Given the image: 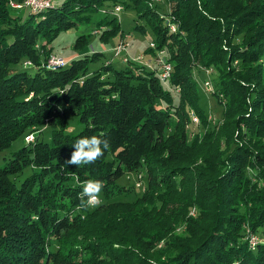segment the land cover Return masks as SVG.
<instances>
[{"label":"trees","instance_id":"obj_1","mask_svg":"<svg viewBox=\"0 0 264 264\" xmlns=\"http://www.w3.org/2000/svg\"><path fill=\"white\" fill-rule=\"evenodd\" d=\"M10 1L0 0V151L23 143L0 166V264H150L165 240L174 250L169 264H264V242L251 248L239 239L244 222L264 230V0H165L167 18L149 0H63L24 19ZM118 4L148 24L158 49H168L177 93L138 62L90 69L101 51L68 58L60 68L41 65L37 38L51 32L54 39ZM106 17L95 23L105 26L103 41L122 31L115 16ZM242 31L243 46L235 41ZM23 59L38 69L30 72ZM233 60L242 62L238 74ZM198 66L218 72L213 95L229 101L225 121L189 142L187 109L206 116L193 75ZM70 112L82 125L75 133L66 129ZM43 127L51 129L48 140L26 141ZM92 136L108 141L103 155L65 164L75 142ZM222 138L229 148L220 152ZM140 169L146 191L133 203L119 199L126 187L116 180ZM87 180L103 182L95 207H81ZM191 200L201 211L198 222L184 218ZM108 213L115 224L97 222ZM180 221L188 227L183 239L174 232Z\"/></svg>","mask_w":264,"mask_h":264},{"label":"rangeland","instance_id":"obj_2","mask_svg":"<svg viewBox=\"0 0 264 264\" xmlns=\"http://www.w3.org/2000/svg\"><path fill=\"white\" fill-rule=\"evenodd\" d=\"M63 0H58L56 4L61 3ZM10 2H14L15 4H19L20 2L16 0H11ZM158 9L159 14L163 13V15L168 16V6L165 0H149V6H152ZM119 9L115 10V7L112 8H100V11L95 12L93 15H91V20L85 21V22H79L73 27L61 31L57 36L54 37V39H51V32H49V36L45 38H37V41L35 44V47L41 51L40 58L42 59V66L46 67V63H48L49 59L53 57H60L63 58L66 63L64 65L68 64V58H79L83 57L82 55L87 54L91 55L94 51H101L104 53V55H100V59H94L91 58V60L88 62V65L90 66V69L96 68L100 66L101 64L104 65H113L115 68H121L125 65L129 64L130 61L138 62V64L152 67L156 69L157 74L159 73V66L158 63L156 64V61L158 59H161L163 62H166L170 64L171 70L172 65L168 61V49L166 47L157 48L156 43L153 41V36H151L150 28L148 27V24H146L142 19L137 17L135 15V12L130 9H124L122 8V5L118 4ZM12 12L14 14L18 13L21 14V17L24 19L28 16V14L32 13L29 8L26 7H13ZM53 8V7H52ZM51 9V8H49ZM34 13V12H33ZM104 15H106V18H109L111 16H115L117 20L119 21V30L120 36L117 35L119 32L113 34V37L107 38L106 41L99 40V34L101 31L105 28V26L97 28L95 26V23L101 19ZM167 18V17H166ZM141 25L144 27L145 32L141 33L140 31L136 30V28H139L138 26ZM140 26V27H141ZM178 27L174 24L171 26L169 25L170 31L176 33ZM49 31V30H48ZM115 32V30L113 31ZM88 35L90 34L88 40L85 41L83 44H78L77 46L74 45L76 38L80 35ZM116 35V36H115ZM247 33L245 31H242L236 35L235 41L238 42L239 45L243 46L246 39H247ZM39 39V40H38ZM117 41V42H116ZM175 43V41H174ZM123 46L122 50H117L118 45ZM114 49H116L118 55L115 54ZM150 49V50H149ZM149 51V52H148ZM128 58L130 60L123 61L124 58ZM140 59V60H137ZM23 67L27 68L30 72H34L36 69H38L36 65L32 64L29 60H22ZM21 61V62H22ZM20 65V66H21ZM254 66V64H253ZM19 65H17L16 68H18ZM61 67V66H60ZM56 67V68H60ZM231 67H234L236 70L235 74L239 73V70L242 67V62L240 60H233ZM55 69V68H53ZM171 70L169 77L162 81L160 78V81L163 83L162 86H164L166 89H169L173 91L174 93H177L178 90H174L172 84H170V76H171ZM194 78L197 81V87L198 92L200 96V103L202 104V107L204 108L203 111H205L206 116H200L198 113H195L192 109H187V115L188 118L185 120L189 142L191 141V137L197 136L198 138L204 139V137H208L210 135V132L214 131L220 124L225 121V118L222 116V110L224 109L225 103L229 101V97L226 95H218L214 96L213 91L216 90V82H217V76L218 72L214 71V69L205 68L202 66H198L197 69L193 70ZM159 77V76H158ZM205 82H208V85L205 86ZM160 105V103H159ZM252 107L250 106L248 108V111H250ZM75 114L70 112L67 114V123H66V129L69 132L75 133L77 132L82 125H80L77 122V117L74 116ZM244 127V125H243ZM171 129L168 131V133H171ZM51 129L49 127H43L42 130H38L35 132L29 133L26 137H34L38 136L39 138L49 139L50 137ZM207 133V134H206ZM47 139V140H48ZM30 141V140H29ZM33 142V141H32ZM30 141V143H32ZM23 141L18 139L12 143V145L8 148L5 147V149L0 151V166L11 156V153L18 149L20 146H22ZM26 143V142H25ZM29 143V142H28ZM226 141L224 138L220 140V143L218 144V150L221 151H227L229 147L226 145ZM234 147L233 144H231L232 149ZM24 173L21 175L22 178L28 174L29 169L23 170ZM249 172V171H248ZM252 173V171H250ZM249 173V174H250ZM130 177L129 179H126L125 176L120 177L118 180H116L118 183L124 185L126 187V191L124 190L123 193L119 196V199L126 200L128 202L133 203L138 197L142 195V192H145L147 189V179L144 173L143 169H140V171H132L127 173ZM115 187L114 189H116ZM128 188V190H127ZM117 192L116 190L114 193ZM157 205H159L160 202L156 201ZM191 204H189L186 207V213L185 217H188L192 220L199 221L200 220V208L197 205L193 204V200H191ZM127 214V213H126ZM115 215V213H114ZM113 213H108L106 215H101L97 222H100L104 218H106V223L110 222L113 218ZM110 224H115L113 221H111ZM126 225H129V223L124 222L121 227H124ZM195 226H192L194 230ZM242 237L239 238L241 240H244L248 243L249 247L255 248V246L260 243L261 241L264 242V230L262 228L257 229L256 231H251L248 229L247 223L244 222L242 226ZM188 227L185 222L180 221L178 225L175 228L176 235L183 239L185 237H188L187 233ZM198 230V229H197ZM122 234L129 235L132 234L130 231H122ZM166 241V240H165ZM161 241L155 247L153 248V254L155 258L150 260V264H169L171 262V253H174V250L170 249L169 245H165L166 242ZM175 243V242H173ZM174 256V254L172 255ZM175 259V258H174Z\"/></svg>","mask_w":264,"mask_h":264},{"label":"clouds","instance_id":"obj_3","mask_svg":"<svg viewBox=\"0 0 264 264\" xmlns=\"http://www.w3.org/2000/svg\"><path fill=\"white\" fill-rule=\"evenodd\" d=\"M103 145V148L101 147ZM74 151L71 152L70 159L65 164L75 166L95 163L109 147L107 140H101L97 136L82 137L72 146ZM79 178L77 177V180ZM103 188V182L99 180H87L82 184L80 193L81 207H95L102 203L100 193ZM85 197L87 200L85 201Z\"/></svg>","mask_w":264,"mask_h":264},{"label":"built area","instance_id":"obj_4","mask_svg":"<svg viewBox=\"0 0 264 264\" xmlns=\"http://www.w3.org/2000/svg\"><path fill=\"white\" fill-rule=\"evenodd\" d=\"M58 0H23L22 2H20L19 4H15L14 2H10V6L13 7H26L29 8L31 10V12L34 13H40L43 12L44 10H47L49 8H52L56 5ZM119 6L115 7V10H118ZM123 46H121L120 44L118 45V49L117 50H122ZM115 54L118 55L119 52L116 51V49H114ZM129 60L127 57L124 58L123 61H127ZM140 60V59H137ZM66 63V61L63 58L60 57H53L49 59L47 66L49 68H55V67H60L63 66ZM158 63L159 66V73L158 76L162 81H165L170 74V70H171V66L170 64L163 62L161 59H158L156 61V64ZM147 66V65H146ZM208 85V82H205V86ZM32 142L33 141V137H26V141L27 142Z\"/></svg>","mask_w":264,"mask_h":264}]
</instances>
